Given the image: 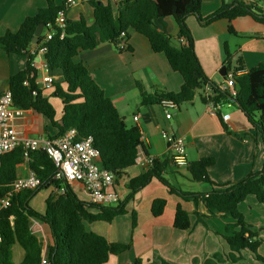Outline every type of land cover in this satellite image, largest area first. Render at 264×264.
I'll list each match as a JSON object with an SVG mask.
<instances>
[{
    "label": "trees",
    "instance_id": "trees-1",
    "mask_svg": "<svg viewBox=\"0 0 264 264\" xmlns=\"http://www.w3.org/2000/svg\"><path fill=\"white\" fill-rule=\"evenodd\" d=\"M66 1L62 0L58 4L57 0H46L47 6L39 9L36 15L28 17L16 33L9 31L0 37V46L6 53L27 56L25 69L11 76L8 81L16 107L44 116L58 130L57 136L76 129L79 137H92L94 146L100 153L101 166L112 171L116 177H121L126 169L136 165V158L143 147L142 133L138 127L126 125L114 103L91 77L87 66L75 63L74 58L80 51L94 50L101 43L112 44L120 53L132 52L129 40L134 31L149 40L155 53L164 54L172 70L178 72L183 80L178 93L157 96V102L167 98L178 106L192 103L198 91L209 86L212 101L219 107L227 103L236 105L264 143V63L237 78V96L232 97L209 80L196 55L194 37L186 23L189 16H195L202 26L222 19L232 22L238 18L250 17L264 25V9L259 6L264 0L248 3L244 0H233L230 3L222 0V6L205 19L202 17L203 0H123L117 3L116 9L111 4L89 0L93 8V24L88 25L84 17L75 21L67 19L65 36L61 38L60 30L55 28V21L60 11L67 12ZM167 17L174 18L178 24V38H184V43L176 45L170 35L155 26L157 19ZM40 24L48 29L52 27L55 34L47 43L45 58L51 71H59L63 77L61 82L53 83L50 95L62 103L59 119L50 97L44 95V90L39 86L37 71L31 65L33 56L29 54V50L34 47L32 40ZM229 32L235 34L232 26L229 27ZM225 54L228 70L232 56L227 49ZM237 63L235 70L244 69L240 58ZM137 87L143 104L154 102L147 97L140 84ZM202 101L207 104L204 95ZM23 160L21 148L0 158V196L10 190V185L16 179V166ZM215 162L214 158H202L191 162L187 168L192 181L207 183L213 187L208 193L187 194L179 190L164 176L165 161H155L145 172L131 179L128 183L130 193L117 206L106 207L84 202L71 186L66 185L64 194L52 191L46 200L44 213H40L30 206V200L44 187L36 191L13 193L10 206L0 213V264H16L12 262L13 247L16 244L24 251L22 261L17 264L40 263L44 246L31 228L32 220L45 224L50 229L52 243L47 246L46 254L51 264H105L110 256L125 253L131 249L132 240L129 243L110 242L105 237L88 231L86 224L99 221L111 223L116 217L127 214V203L154 178L172 194L185 200L192 199L196 204L202 202L207 215L196 212L198 221L203 222L204 217L233 219L232 223L226 225L223 235L230 252L225 259L215 255L217 261L237 263L243 258L242 252L249 251L257 261L264 263V256L259 252L263 241L251 230L244 215L238 210L240 204L249 197L264 205V167L262 171L251 173L236 183L216 185L208 173ZM29 166L43 181L56 172L52 159L43 150L30 154ZM166 205L165 199L154 200L152 215L161 216ZM136 226L137 214L132 212V232ZM191 226L189 213L179 204L174 227L185 231ZM132 264L142 262L137 259ZM150 264L171 263L161 259ZM206 264L213 263L207 261Z\"/></svg>",
    "mask_w": 264,
    "mask_h": 264
},
{
    "label": "crops",
    "instance_id": "crops-1",
    "mask_svg": "<svg viewBox=\"0 0 264 264\" xmlns=\"http://www.w3.org/2000/svg\"><path fill=\"white\" fill-rule=\"evenodd\" d=\"M95 1L105 5L111 4L116 9L117 3L123 0ZM232 1L226 0V3ZM244 1L248 3L256 0ZM61 2L62 0H57L58 4ZM222 3V0H203L202 17L205 19L211 16ZM46 6V0H0V37L9 31L16 33L28 17L36 15L39 9ZM81 17L86 19L88 25L93 24V8L89 0H74L68 6V20L75 21ZM186 23L194 37L198 59L213 83L219 84L225 79L222 75V69L227 65L223 55L225 49L232 56L229 62L231 69L237 67L239 58L246 72L264 63V28L252 18H238L232 22L222 19L202 26L195 16H189ZM155 26L161 32L170 35L176 45L181 44L178 38L179 27L174 18H159L155 21ZM230 26L233 27L235 34L229 32ZM129 45L133 49L132 52L120 53L112 44L101 43L94 50L80 51L74 62L87 66L91 77L101 87L106 97L114 103L126 125L140 129L143 144L140 153L153 156L159 162L165 161L164 176L175 187L178 186L179 190L187 194L208 193L213 188L210 184L192 181L187 169L173 166L171 143L164 139V133L185 139L190 163L202 158H214L215 165L209 168L208 173L216 185L233 184L251 173L263 170L264 143L260 134L253 130L245 114L236 105L234 106L238 110L231 113L224 111L223 105L218 111H212L202 101V95L207 91L206 86L200 90L202 95L197 93L189 105H179L178 109L172 112V118L167 119L164 108L156 98L167 93H178L183 83L181 75L172 70L164 54L152 50L149 40L144 35L131 32ZM198 49L203 53H214L213 60L206 63L208 59L200 56ZM233 59L236 60L235 68L231 66ZM26 61L27 56L9 55L0 46L1 94L9 90L10 77L25 69ZM52 75L54 82L63 80L59 71H53ZM138 84L144 88L147 97L154 100L153 103H142ZM52 89L44 90V95L50 97ZM50 101L56 108L59 119L62 114V103L52 97ZM226 114L230 115V118L224 122L221 116ZM136 116L139 117L138 122L134 120ZM15 126L28 138H53L58 135V130L52 127L44 116L32 110L25 111L24 116L15 121ZM147 169L136 164L126 169L121 177L116 178L113 189L119 194L120 202L125 201L130 193L128 189L130 180ZM16 170V178L28 176L33 172L26 160L19 163ZM72 189L80 200L89 203V198L80 184L73 185ZM160 198L165 199L167 205L161 216L154 217L151 212L152 203ZM249 198L255 200L253 197ZM179 204L189 213L192 223L189 230L182 231L174 227ZM126 210L127 214L116 217L111 223L99 221L86 224L88 231L97 233L110 242L129 243L132 240L130 250L118 256H110L105 264H132L137 259H140L142 264L159 262L161 259L171 264H206L207 261L213 264L238 263L217 261L214 258L215 255H220L225 259L230 252L222 232L233 219L204 217L203 222L198 221L196 212L207 215L203 203L196 204L192 199L185 200L177 194H172L155 178L135 194L127 203ZM132 212L137 214L134 232ZM31 228L37 235L39 231L45 235L47 230L50 244L52 243L47 225L32 220ZM253 258L251 255V259Z\"/></svg>",
    "mask_w": 264,
    "mask_h": 264
},
{
    "label": "built area",
    "instance_id": "built-area-1",
    "mask_svg": "<svg viewBox=\"0 0 264 264\" xmlns=\"http://www.w3.org/2000/svg\"><path fill=\"white\" fill-rule=\"evenodd\" d=\"M74 0H67L66 6L72 4ZM264 9V8H263ZM67 12L60 11L55 21V28L60 30V37L65 36ZM52 27L43 29L39 38V43L29 50L33 56L31 65L37 71L38 84L42 90L53 88L54 78L50 66L46 61L47 43L54 37ZM264 36V33H263ZM181 43L184 38L179 39ZM244 69H228L223 82L217 87L232 97L237 96L236 80L245 75ZM207 105L212 111H218L220 107L212 101V91L207 86L204 94ZM165 110L167 119L172 118V111L178 109V104L171 99H163L160 102ZM25 110L14 105L13 95L7 90L0 95V158L14 150H23L24 160H30V154L43 150L52 159L56 172L46 180H41L34 172L28 176L16 178L10 185V190L0 196V213L10 206L13 193L28 190L36 191L41 187L64 194L66 185L73 186L80 184L83 192L89 198V203L98 206H116L120 202L119 194L113 189L116 175L100 164V153L94 146L92 137L81 138L76 129H70L60 136L53 138L39 137L28 138L23 136L15 126V121L21 119ZM230 115H222V120L228 121ZM138 122L139 117L134 118ZM164 139L171 143L172 164L181 169H187L190 165L188 159V145L185 139L177 135L163 134ZM157 159L153 156H146L141 153L136 158V164L144 167H151ZM2 237L0 235V242ZM39 264H51L46 252L43 253Z\"/></svg>",
    "mask_w": 264,
    "mask_h": 264
},
{
    "label": "rangeland",
    "instance_id": "rangeland-1",
    "mask_svg": "<svg viewBox=\"0 0 264 264\" xmlns=\"http://www.w3.org/2000/svg\"><path fill=\"white\" fill-rule=\"evenodd\" d=\"M76 1H78V0H76ZM261 6H264V2H261ZM260 26H262L264 28V25H260ZM198 53L200 54V56H203V58L206 57L208 59L206 61V63H209L214 58L213 57L214 53H212V54L208 53V52L203 53L200 50L198 51ZM223 55H224V58H225V61H226V54H225L224 51H223ZM231 66L233 68L236 67V60L235 59L232 60ZM198 94L202 95V93L200 91H198ZM182 105H189V103L180 104V106H182ZM223 109H224V111H227V112H230V113L233 112V111L238 110L236 106H234V105L228 106V104H224L223 105ZM176 187H178V186H176ZM50 194H51V190H48V189L40 190L30 200V206L32 208H34L35 210H37L38 212H40V213L44 212L45 209H46V200H47V198L49 197ZM251 207L253 209H250ZM238 210L244 215L245 220L250 225L251 230L253 232H255L256 234H258L259 238L262 239L263 243L260 246L261 249L259 248V252H260L261 255L264 256V206L259 205L252 198H248L246 200V202H244L241 206H239ZM222 234H225L224 230H223ZM38 235L40 237L41 242L43 243V246H44L45 250H47V246L50 244V238H49L47 230L45 232L46 236L41 231L38 232ZM242 255H243V258L237 264H264L263 262L257 261L255 258H253L254 260L251 259V255L252 254L250 252H248V251H244L242 253ZM244 255H247V256H250V257L246 258V257H244ZM23 256H24L23 249L20 247L19 244H16L13 247L12 262L16 263V264L20 263L22 261V259H23Z\"/></svg>",
    "mask_w": 264,
    "mask_h": 264
},
{
    "label": "water",
    "instance_id": "water-1",
    "mask_svg": "<svg viewBox=\"0 0 264 264\" xmlns=\"http://www.w3.org/2000/svg\"><path fill=\"white\" fill-rule=\"evenodd\" d=\"M101 4V3H100ZM43 29H44V25L43 24H40L35 32V35L33 37V40H32V43L37 45L39 43V38L43 32ZM226 73H227V67H223L222 69V75H224V77L226 76Z\"/></svg>",
    "mask_w": 264,
    "mask_h": 264
}]
</instances>
